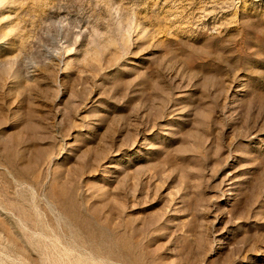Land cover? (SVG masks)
Here are the masks:
<instances>
[{"label": "rangeland", "instance_id": "374dc122", "mask_svg": "<svg viewBox=\"0 0 264 264\" xmlns=\"http://www.w3.org/2000/svg\"><path fill=\"white\" fill-rule=\"evenodd\" d=\"M0 264H264V0H0Z\"/></svg>", "mask_w": 264, "mask_h": 264}]
</instances>
